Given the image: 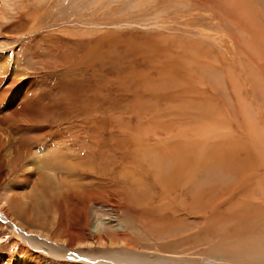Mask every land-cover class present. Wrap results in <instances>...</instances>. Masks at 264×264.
Returning a JSON list of instances; mask_svg holds the SVG:
<instances>
[{"label": "rangeland", "instance_id": "1", "mask_svg": "<svg viewBox=\"0 0 264 264\" xmlns=\"http://www.w3.org/2000/svg\"><path fill=\"white\" fill-rule=\"evenodd\" d=\"M36 18L46 26L32 33ZM36 32L49 68L14 119L38 136L55 125L77 136L57 137L55 154L41 142L30 169L10 147L23 173L0 178V203L11 187L33 194L43 168L86 205L71 196L48 217L14 219L21 235L62 246L39 255L0 212V264H264V0H0V61ZM104 145L106 183L90 172ZM19 199L8 205L26 217ZM149 204L173 219L159 237Z\"/></svg>", "mask_w": 264, "mask_h": 264}, {"label": "bare ground", "instance_id": "2", "mask_svg": "<svg viewBox=\"0 0 264 264\" xmlns=\"http://www.w3.org/2000/svg\"><path fill=\"white\" fill-rule=\"evenodd\" d=\"M37 19L38 18L33 19L34 22L31 24L30 29L32 30V33L38 30L39 28L40 29L45 28L46 26V25L44 26L43 24L41 25L37 24V23H41V18L39 21H37ZM38 33L36 32V34L33 37L30 36L29 38H27V41L29 42L32 41V43L26 46V48L20 47L17 51H15V48H8L10 49V51H13L12 56L9 59H4L0 61V136L2 134L7 142V143L3 142L4 147L6 149L3 150L2 153H0V167H2L3 165L2 162H4L6 169H7L6 173L0 176L1 179H6L8 178L7 177L8 175H12L17 172L23 173V171L17 168L16 159L14 155L12 154V152L8 150L10 147L16 151V153L20 156L22 161H25L28 163L27 168L30 169L31 164L32 166L36 167L35 161L39 162V164L41 162L40 154L43 153L40 147L41 142H44L45 145L50 147L52 153L55 154L57 151V148H56L57 137L62 141H71L77 136V133L73 130H70L69 133L62 134L60 132L61 128L58 125H55L50 128L51 138L38 136L34 134L29 128L23 126V124H19L14 119L15 117L21 115L22 113H29L27 108L30 105L32 99L36 98V93L38 89L40 88L37 84V81L35 80V78H40L39 76L40 74L36 70L46 69V67L49 68V66L46 64V60H47L46 54L42 52V48L40 47V42L41 41L44 42L45 37L42 36L40 37V40H39L38 39L39 35H37ZM23 58H25V60H22ZM52 69H49V70L52 71ZM30 70L33 71L31 72V74L28 75L25 73L27 71L30 72ZM56 109L60 112L62 116L63 124H68V118L65 115L64 111L58 108ZM12 113L15 115H13L7 122V118L9 117V114H12ZM16 139L19 141L18 144L22 142L28 145L33 144V146L31 149H27V150L25 149V147L23 148L21 146H18L17 148H15L13 145V142H15ZM72 149L77 154H80L82 151L80 144H74L72 146ZM98 150L100 152V159L97 164L90 167V172L95 173L96 176L102 180V182L106 183L107 181L106 173L107 171H110V165H109V162H110L109 154L110 153L106 150L105 145L101 147L98 146ZM29 152L38 155L33 158L34 163H32V161L29 159V156H30ZM37 170L40 173L39 175L41 178V183L38 186L33 188L34 189L33 194H31L30 196H20L19 194H21L22 192H17L18 190L16 187H11L9 190L10 195L7 196V199H5L3 203H0L2 204V206L0 207L1 208L0 212H2L9 220L14 221L15 219L19 223H21V219H26V222L30 223L31 221H34L33 220L34 217L41 216V214H44L46 217H48L47 213L51 205L57 202H63L66 197L72 196V198L74 197L78 203H85V199L82 196H76V195L69 194L67 190L63 187L61 182L49 179L45 175L43 168H40ZM30 171H31L30 173L26 174L25 178H22L24 184L28 185L29 181L33 178L32 170ZM120 175L123 178L125 174L124 172L121 171ZM75 179L77 182L78 176H75ZM145 196L143 195V197H141L142 201ZM148 196L150 197L149 199L150 201L151 196L150 195ZM148 196H146V198ZM26 197H28L27 199H29L28 202L23 201ZM19 198H21L22 203L31 205L28 215L26 217L24 215H17L15 213L17 212L19 208L18 206L14 207V214H13L12 210L10 209L8 205L9 202L16 204L17 202L20 201ZM153 204L147 205L149 207L146 209V212L148 213L149 217H153V220L157 222V224H155L154 222L155 227L152 229L151 232L154 237H159V235H161V226L159 224L164 225L168 223V226H169L172 217L166 215L168 210L163 212L161 208L157 207L160 204H158L157 206ZM171 208H174V207H171ZM179 217L183 219V216H179ZM15 222L16 221L11 223L9 221L8 223L13 226V230L15 233H17L16 235L17 237H20L21 239L23 238L25 241L29 242L28 244L31 243L32 250L30 251H32V253L36 252V254L39 255L36 246L40 248L41 254L45 253L43 252L44 247H49V248L53 247L56 249H59L62 247L59 244L57 245L53 244L47 239H42L39 236L30 235V234H27L26 236L21 235L18 229V228H21L20 226H18L20 224L16 222L18 224L16 225L14 224ZM5 234L8 236V239L10 237H13L16 240H18L15 236H13L15 234L12 232H6ZM19 249L25 250L26 248L22 244H19ZM53 251H56V250H53ZM57 255L58 254H56V257ZM153 258H154V263L161 262V261L159 262L160 259L156 258V256H153ZM219 258L220 257H218V260L215 261V263L222 264L223 262ZM86 260L89 261V257L85 258V261ZM161 260H162V264H172L171 261L166 257L161 258ZM17 262L18 264L20 263L30 264V262H27V259L25 258H22L20 261H16V263Z\"/></svg>", "mask_w": 264, "mask_h": 264}]
</instances>
